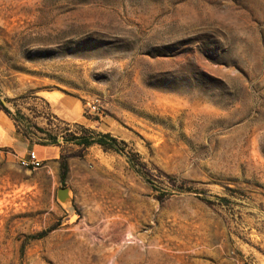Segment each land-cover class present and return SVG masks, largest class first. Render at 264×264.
Masks as SVG:
<instances>
[{
  "label": "rangeland",
  "instance_id": "374dc122",
  "mask_svg": "<svg viewBox=\"0 0 264 264\" xmlns=\"http://www.w3.org/2000/svg\"><path fill=\"white\" fill-rule=\"evenodd\" d=\"M0 115V264H264V0H0Z\"/></svg>",
  "mask_w": 264,
  "mask_h": 264
},
{
  "label": "crops",
  "instance_id": "0c3cea01",
  "mask_svg": "<svg viewBox=\"0 0 264 264\" xmlns=\"http://www.w3.org/2000/svg\"><path fill=\"white\" fill-rule=\"evenodd\" d=\"M0 146L12 148L18 156H26L29 148L28 139L23 137V135L17 131L13 119L3 115H0ZM33 148L36 150L39 156H48V146H33Z\"/></svg>",
  "mask_w": 264,
  "mask_h": 264
},
{
  "label": "trees",
  "instance_id": "16d2710c",
  "mask_svg": "<svg viewBox=\"0 0 264 264\" xmlns=\"http://www.w3.org/2000/svg\"><path fill=\"white\" fill-rule=\"evenodd\" d=\"M105 138H109L112 141H116L114 137H111L109 134H100V137L98 139L95 138H89V137H74L73 139L79 140L80 143L84 145H89L91 143H97L104 147L105 149L111 148L112 145L108 144V142L105 140Z\"/></svg>",
  "mask_w": 264,
  "mask_h": 264
},
{
  "label": "built area",
  "instance_id": "2783aa9c",
  "mask_svg": "<svg viewBox=\"0 0 264 264\" xmlns=\"http://www.w3.org/2000/svg\"><path fill=\"white\" fill-rule=\"evenodd\" d=\"M93 108H95V105H93ZM20 163L25 168L36 169L42 165V160L37 157L34 150H31L27 153V157L20 159Z\"/></svg>",
  "mask_w": 264,
  "mask_h": 264
},
{
  "label": "water",
  "instance_id": "95a60500",
  "mask_svg": "<svg viewBox=\"0 0 264 264\" xmlns=\"http://www.w3.org/2000/svg\"><path fill=\"white\" fill-rule=\"evenodd\" d=\"M57 195L60 200H65L68 197V189L65 187L58 189Z\"/></svg>",
  "mask_w": 264,
  "mask_h": 264
}]
</instances>
